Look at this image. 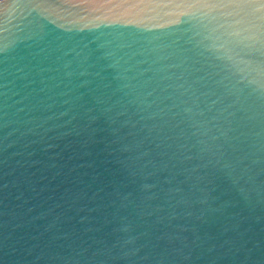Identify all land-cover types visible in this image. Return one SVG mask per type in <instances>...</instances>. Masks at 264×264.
<instances>
[{
	"label": "water",
	"instance_id": "95a60500",
	"mask_svg": "<svg viewBox=\"0 0 264 264\" xmlns=\"http://www.w3.org/2000/svg\"><path fill=\"white\" fill-rule=\"evenodd\" d=\"M0 264H264V0H0Z\"/></svg>",
	"mask_w": 264,
	"mask_h": 264
}]
</instances>
